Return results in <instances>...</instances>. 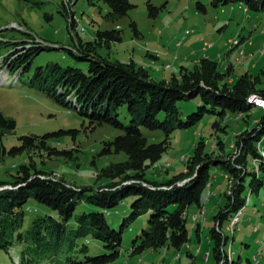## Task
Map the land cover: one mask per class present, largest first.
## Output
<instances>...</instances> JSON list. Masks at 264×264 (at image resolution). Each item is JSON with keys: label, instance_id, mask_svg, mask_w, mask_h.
<instances>
[{"label": "trees", "instance_id": "obj_1", "mask_svg": "<svg viewBox=\"0 0 264 264\" xmlns=\"http://www.w3.org/2000/svg\"><path fill=\"white\" fill-rule=\"evenodd\" d=\"M88 1L92 5L97 1L104 2L110 8L107 16L114 21L135 7L130 0ZM234 3L243 4L248 12H264V0L211 2L217 8ZM148 7L152 16L161 10L151 2ZM198 8L206 10L201 2H198ZM62 13L72 32L78 22L69 20L65 4ZM131 25L139 35L137 23L132 21ZM72 38L74 43L67 49L73 57L88 63V71L49 63L36 68L32 85L38 86L63 106L73 107L80 115L90 118L92 127L108 123L123 129V134L104 142L101 155L123 152L127 159L111 163L99 171L97 177L107 180L101 186L72 185L62 177L57 178L53 173L38 169L32 154L49 157L71 155L67 150L50 147L47 140L69 132L75 138L77 130H59L43 136L23 135L18 145L6 151L3 138L16 129L17 122L0 109V149L12 156L28 153L30 157V163L20 165L9 180H0V248L10 251L15 244H24L26 248L22 249L17 264L38 263L40 258L70 253L78 246L79 240L92 236L103 243L109 254H85L82 260L68 256L66 264L113 263L120 256L124 231L132 221L150 213L147 226L131 243L132 254L163 248L181 250L191 239L187 226L190 209L204 207L205 191L213 171L218 169L233 183L231 191L224 193L225 201L219 206L214 225L209 229L213 254L216 263L220 264L227 251L229 256L233 254L231 247L226 249L230 236L223 227L228 228L234 216L245 209L249 195L258 194L264 187V156L258 148L264 144V116L256 127L237 134L232 144L234 152L228 157L222 152H208L202 139L194 146L188 159L182 157L185 170L172 178L149 180L146 171L171 148L172 134L176 130L188 128L206 114H217L224 119L231 112L240 119L257 106L253 99L264 100V69L256 74L246 71L234 77L237 68L233 64L221 67L220 60L202 57L193 68L181 66L179 74L155 80L150 71L135 60H114L109 54L100 52V48H110L112 43L123 40L120 29L97 30L91 41H84L78 34ZM43 49L50 48L44 45L23 46L24 52L20 55L21 50H14L5 56L6 67L13 74L23 75L31 69L33 58ZM196 98L201 102L198 110L184 120L178 101ZM123 105H127L132 116L128 126L118 118L117 109ZM142 128L160 131L164 139L149 142ZM226 128L221 121L213 125L214 130L225 131ZM216 145L220 150L225 149L220 138ZM249 164L253 165L252 169H249ZM128 197L134 198L131 212L119 229L114 228L109 224L106 212L118 207ZM32 200L55 210L59 219L52 215H38L23 231L26 219L24 206ZM81 200L100 209L77 214L76 227L69 228L68 222L74 217ZM86 250V245L80 249L82 252ZM235 263L234 259L224 261V264Z\"/></svg>", "mask_w": 264, "mask_h": 264}, {"label": "rangeland", "instance_id": "obj_2", "mask_svg": "<svg viewBox=\"0 0 264 264\" xmlns=\"http://www.w3.org/2000/svg\"><path fill=\"white\" fill-rule=\"evenodd\" d=\"M64 1L68 2V0H0V109L7 117L17 122L16 129L3 138L6 151L18 145L19 138L23 135L43 136L59 130H77L75 138L74 134L69 132L47 140L50 147L67 150L71 155L49 157L46 154L44 156L39 153L32 154L38 169L53 173L54 177H62L72 185L101 186L107 180L97 177L99 171L111 163L127 159V155L123 152L101 155L104 142L123 134V129L108 123L92 127L90 118L80 115L73 107L63 106L48 93L40 90L38 86L32 85V75L36 68L49 63H58L63 67H78L85 72L88 71V63L73 57L67 49L74 43L72 36L78 34L84 41H91L94 40L97 30L120 29L123 40L112 43L110 48H100V52L109 54L111 59L125 62L134 58L133 60L138 64H145L155 80L169 79L173 74H179L181 66L193 68L196 59H201L203 56L201 47L205 42L208 44L216 42L217 46L221 47L226 44L222 52L224 50L230 52L241 47L244 41H254V46L248 47L254 52L255 57L251 58L248 55L241 58L242 62H248L247 66L239 65L241 62L235 59L234 64L228 62L226 65L230 63L235 65L237 76L246 71L256 74L264 69V54L260 58V53L264 49V12H245L243 9L245 7L241 3L217 8L211 4L212 0H130L135 7L126 16L114 21L107 16L110 8L102 1L92 5L88 0H70L69 20L75 19L78 22L76 29L70 32L68 20L62 13ZM149 2L161 7L156 16L150 15ZM198 2L205 5V11L198 8ZM132 21L137 23L139 35H136L131 25ZM29 44L44 45L50 49L41 50L33 58L29 71L23 75L13 74L6 67L5 56L14 50H21L20 55L24 52L23 46L28 47ZM180 44H183L181 49L178 46ZM194 50L196 55H192ZM148 51L158 56L167 53V57L160 56L161 60H169L164 66L167 77L163 78L162 73L157 71V68L162 66L161 61L151 65V58L146 55ZM178 56L180 57L177 60ZM256 63L258 66L254 69L252 65ZM236 75L233 76L236 77ZM2 83L5 84L2 85ZM199 104L201 102L197 98L178 101L181 117L186 120L187 115L198 110ZM117 112L123 125L131 124L132 116L127 105L118 107ZM263 116L264 109L257 106L252 107L240 119L236 118L237 114L231 112H228L224 119L217 114H206L202 120L188 128L178 129L172 134L171 148L163 154L155 166L146 171V177L149 180L166 181L183 171L185 161H182V157L188 159L193 154L194 146L202 139L206 142L208 152H222L225 157H228L234 152L232 144L237 134L247 128L256 127ZM216 121L226 125V130H214L213 125ZM142 131L149 142H160L164 139V134L160 131H151L146 128H142ZM218 138L224 142V150H220V147L216 145ZM258 148L264 156V144L262 143V146L259 145ZM26 163H30L28 153L12 156L0 149V180H9L18 167ZM248 167L252 169L253 165L249 164ZM232 185L233 183L229 180L228 192L231 191ZM249 197V205L245 207L240 217L241 222L237 226L242 231H228V228L223 227V231L230 236L226 249L231 247L233 251L228 260L234 259L235 264H249V261L251 264H264V187L259 194L249 195ZM133 200V197H128L118 207L106 212L107 220L112 227L117 229L121 227L124 218L131 212ZM24 209L26 219L23 231L38 215H52L59 219L55 210L34 200L25 205ZM99 209L81 200L77 204L74 217L68 222L69 228L76 227L77 214ZM195 209V207L190 209L187 226L192 237L191 242L199 244L192 227L195 223V227L200 228V224L206 218V208L198 209L192 216ZM218 209L219 207L213 214H207L210 220L214 219ZM253 210L258 211V214H253ZM149 215L150 213L144 214L130 223L123 234L119 258L108 264H153V255L150 254V250L142 254H132L131 251V243L147 226ZM249 223L258 226L261 231L253 232L254 228L248 227ZM209 226L208 221L204 232L206 244H208ZM84 245L87 246V250L82 252L80 249ZM208 247L211 251L210 261L202 259L197 264H217L213 247ZM24 248L26 246L21 243L15 244L10 251L0 248V264H17L16 257L20 259ZM109 252L102 242L89 236L87 239L79 240L78 246L70 253L64 252L54 258L47 256L38 259V263L30 264H66L68 256L82 260L85 254L96 256L109 254ZM256 254L259 262H256ZM186 259L187 256L184 257L185 261ZM163 262L165 261L161 260L157 264ZM181 264H184V261Z\"/></svg>", "mask_w": 264, "mask_h": 264}, {"label": "crops", "instance_id": "obj_3", "mask_svg": "<svg viewBox=\"0 0 264 264\" xmlns=\"http://www.w3.org/2000/svg\"><path fill=\"white\" fill-rule=\"evenodd\" d=\"M262 43H263V41H262ZM254 44H255L254 41H248V42L244 41L243 45L241 47H239L238 49L230 51V52L229 51L227 52V50H224V52H222L223 51L222 49L225 48L226 44L223 47H221V46H217L216 42L211 43V44H208L207 42H205L204 45L201 47V50L203 51L202 57H210L212 59L220 60V63L223 64V67L226 66V63H228V62H231L234 64V62H233L234 59L238 62H241V63H239V65L242 64L244 66H247L248 62H246V61L242 62L241 58L246 57L248 55H250L251 58L255 57L254 52H252V50H250V47L254 46ZM178 46H180L179 48L181 49L183 44L182 45L180 44ZM248 46H250V47H248ZM192 52H193L192 55H196L195 50ZM263 54H264V49L260 53V58L263 57ZM146 55L149 58H151V62H150L151 65H156V63L158 61L159 62L161 61L162 66L161 67L159 66L160 68L159 69L157 68V71L159 73H162L163 78L167 77L166 70L164 69V66L167 65L165 63H167L169 60H167V59L161 60L160 59V56L167 57V53H165L164 55L160 54V56H158V55H154L150 51H148V53ZM179 57L180 56H178V58L176 57V59L178 60ZM199 59H196L195 63H197L199 61ZM258 62H260V60ZM141 65L145 66V64H143V63ZM257 66H258L257 63L252 65V67L254 69H256ZM235 68H237V67L235 66ZM236 74H237V72L235 73V75ZM184 170H185V168H184ZM228 181L229 180L226 179L224 176V172H222L221 170H218V169L213 171L212 180H211L210 184L207 186V189H206L204 197H203L204 207L206 208L205 221L200 224V228L195 227V223H193V227H192L193 233H196V235L198 237L199 244H194V242L192 243L191 242L192 237L190 236L191 237L190 242L188 244H186L181 250H175L173 248H163L160 250L151 249L150 254L153 255V257H152V261H154L153 264H157L161 260H164L165 262H167V264H181L182 261H184V264H192V263L197 264L202 259H204V260L206 259L208 262L210 261L211 251H210V248L208 246L213 247V241L211 240V237L209 235V229L214 225V219L210 220V217H208L207 214L208 213H212V214L215 213L216 209L220 205H223V203L225 201L224 193L228 189ZM197 210L198 209L196 208L194 210V212H192V216L196 213ZM244 210H243L241 215H243ZM255 213L258 214V211L253 210V214H255ZM208 221H209L210 226H209L208 233H207L208 244H206L204 232H205V228L207 227ZM248 227H250V228L253 227L254 228L253 232H255V233H258L261 231V229L258 228V226L250 225V223L248 224ZM240 230L242 231V229H240ZM263 231H264V228H263ZM185 256H187L186 261L184 260ZM189 259L191 260V262Z\"/></svg>", "mask_w": 264, "mask_h": 264}, {"label": "bare ground", "instance_id": "obj_4", "mask_svg": "<svg viewBox=\"0 0 264 264\" xmlns=\"http://www.w3.org/2000/svg\"><path fill=\"white\" fill-rule=\"evenodd\" d=\"M64 4L66 5V8H67V10H68V12H69V5L71 4V3H70V0H68L67 3H65V1H64ZM244 10L247 11V8H244ZM253 100H254V102L256 103L257 106H259V107H261V108L264 109V101H262V100H260V99H253ZM242 212H243V211L238 212V213L234 216L233 220H236ZM195 218H196V217H195ZM197 220H198V219H197ZM197 222H198V221H197ZM197 222H196V223H197ZM239 224H240V221L237 222V225L228 226V231H239L240 229L237 228V226H238ZM228 258H229V257H228ZM228 258H227V259H228ZM227 259H225L224 261H226ZM160 264H165V263H160Z\"/></svg>", "mask_w": 264, "mask_h": 264}, {"label": "built area", "instance_id": "obj_5", "mask_svg": "<svg viewBox=\"0 0 264 264\" xmlns=\"http://www.w3.org/2000/svg\"><path fill=\"white\" fill-rule=\"evenodd\" d=\"M259 152H260V149H259ZM254 162H256V160ZM241 214L239 215V217L236 220H231V222H230V224L228 226L237 225V222L238 221H241L240 220ZM228 257H229V253L227 251V256L224 257V259L221 261L220 264H224V260L227 259ZM255 259H256V262H259V259H258V255L257 254L255 255Z\"/></svg>", "mask_w": 264, "mask_h": 264}, {"label": "water", "instance_id": "obj_6", "mask_svg": "<svg viewBox=\"0 0 264 264\" xmlns=\"http://www.w3.org/2000/svg\"><path fill=\"white\" fill-rule=\"evenodd\" d=\"M2 189V188H1Z\"/></svg>", "mask_w": 264, "mask_h": 264}]
</instances>
